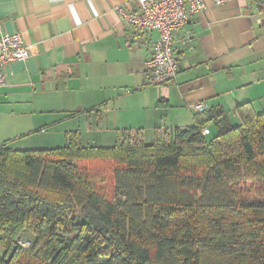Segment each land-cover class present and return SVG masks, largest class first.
Wrapping results in <instances>:
<instances>
[{
	"label": "trees",
	"instance_id": "obj_1",
	"mask_svg": "<svg viewBox=\"0 0 264 264\" xmlns=\"http://www.w3.org/2000/svg\"><path fill=\"white\" fill-rule=\"evenodd\" d=\"M232 114L211 106L150 142L125 129L111 145L74 132L61 146L0 144V264H264V201L235 186L264 181V111Z\"/></svg>",
	"mask_w": 264,
	"mask_h": 264
},
{
	"label": "crops",
	"instance_id": "obj_2",
	"mask_svg": "<svg viewBox=\"0 0 264 264\" xmlns=\"http://www.w3.org/2000/svg\"><path fill=\"white\" fill-rule=\"evenodd\" d=\"M119 5L135 0H0V34L35 47L0 87V144L34 130L49 145L73 132L82 145L113 144L125 129L150 142L155 127L194 124L197 103L230 116L245 101L264 111V0H205L186 25L175 80L158 85L146 67L156 33L130 36Z\"/></svg>",
	"mask_w": 264,
	"mask_h": 264
},
{
	"label": "built area",
	"instance_id": "obj_3",
	"mask_svg": "<svg viewBox=\"0 0 264 264\" xmlns=\"http://www.w3.org/2000/svg\"><path fill=\"white\" fill-rule=\"evenodd\" d=\"M221 5L226 0H212ZM205 7V0H135V6L119 5V16L126 21L130 36L156 33L147 49V77L151 84L169 83L178 72L177 50L181 44L188 47L186 25ZM264 11V7H263ZM35 47L25 43L19 32L0 34V87L7 80V69L14 61L26 60ZM196 112L206 109L202 103L192 107ZM203 135L209 134L208 127ZM17 244L28 247L29 241L18 239Z\"/></svg>",
	"mask_w": 264,
	"mask_h": 264
},
{
	"label": "rangeland",
	"instance_id": "obj_4",
	"mask_svg": "<svg viewBox=\"0 0 264 264\" xmlns=\"http://www.w3.org/2000/svg\"><path fill=\"white\" fill-rule=\"evenodd\" d=\"M233 123H237L238 119L234 116L231 117ZM212 129V128H211ZM33 130V129H32ZM50 132V131H49ZM47 134L45 132L40 131H32L31 134L28 136L17 137V139H11V148H18V149H28V148H41V147H54L60 146L62 144L52 143H45V137ZM211 135H209L210 137ZM56 144V145H55ZM111 142H107L103 145H110ZM239 191V196L242 201L244 202H252V201H264V181L259 179H245L237 182L235 184ZM21 238L29 241L32 239V234L29 232H25L21 235ZM3 253L2 247H0V255Z\"/></svg>",
	"mask_w": 264,
	"mask_h": 264
},
{
	"label": "water",
	"instance_id": "obj_5",
	"mask_svg": "<svg viewBox=\"0 0 264 264\" xmlns=\"http://www.w3.org/2000/svg\"><path fill=\"white\" fill-rule=\"evenodd\" d=\"M16 247H17L16 244L12 247V250L10 251V253H9L8 256H7V261H9L10 258L12 257L14 251L16 250Z\"/></svg>",
	"mask_w": 264,
	"mask_h": 264
}]
</instances>
